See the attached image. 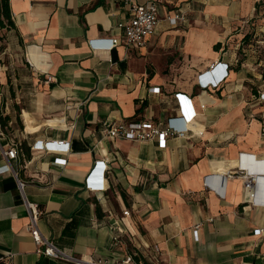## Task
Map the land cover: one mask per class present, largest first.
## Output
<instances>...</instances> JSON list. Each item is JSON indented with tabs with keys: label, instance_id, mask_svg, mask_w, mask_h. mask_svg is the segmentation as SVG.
<instances>
[{
	"label": "crops",
	"instance_id": "crops-1",
	"mask_svg": "<svg viewBox=\"0 0 264 264\" xmlns=\"http://www.w3.org/2000/svg\"><path fill=\"white\" fill-rule=\"evenodd\" d=\"M183 2L165 4L145 47L107 49L91 40L118 35L123 0H10L16 28H0V166L3 150L16 146L18 156L17 175L0 174V264H69L38 251L27 201L39 207L42 233L76 256L264 264V82L235 34L203 19L189 27ZM236 4L218 0L209 13L229 19ZM165 14L182 18L171 24ZM164 48L181 61L161 60ZM217 61L229 64L227 78L202 89L199 75ZM185 113L192 130L165 146L102 131L109 120ZM54 140L69 150L33 147ZM242 154L256 180L238 173Z\"/></svg>",
	"mask_w": 264,
	"mask_h": 264
},
{
	"label": "built area",
	"instance_id": "built-area-1",
	"mask_svg": "<svg viewBox=\"0 0 264 264\" xmlns=\"http://www.w3.org/2000/svg\"><path fill=\"white\" fill-rule=\"evenodd\" d=\"M125 5L129 7V16L117 23L118 35L113 38H99L91 40V45L95 48L112 49L114 46L123 42L126 48H143L146 46L148 39L157 33L159 24L163 18V9L167 2L171 0H123ZM171 24H176L181 15L175 16L164 15ZM229 64L224 62H214L208 71L199 75V84L202 89L218 86L228 76ZM221 74L216 79L214 73ZM152 92L160 94V87H153ZM264 99V93L260 95ZM185 116H172L166 121H155L152 118L138 119L130 121H107L104 124L103 132L107 137L112 139L124 137L133 141H152L157 140L161 146H165L171 136L184 137L192 130L193 118L190 114L185 113ZM69 142L65 140H54L47 142H37L33 147L46 148L59 152L69 150ZM66 148V149H65ZM6 158V163L0 166V174L13 171L17 172L11 165V160L17 158L18 148L12 146L7 150H3ZM247 159L246 154L240 157V166L238 173L242 174L248 180H256L258 176H253L246 172L244 161ZM100 170L107 168V162L98 161ZM247 166V165H246ZM207 181L209 179L207 178ZM24 182L19 181V187L23 189ZM257 202V201H255ZM29 209L28 229L38 246V251L51 258L59 259L69 264H134L133 254H127L124 258H104L93 256H76L64 249L60 248L52 239L45 236L39 227L40 210L37 204L27 201ZM124 215H129V210H124ZM199 225H196L194 234L196 239H199ZM258 233L261 229L256 230ZM115 235V239H117Z\"/></svg>",
	"mask_w": 264,
	"mask_h": 264
},
{
	"label": "rangeland",
	"instance_id": "rangeland-1",
	"mask_svg": "<svg viewBox=\"0 0 264 264\" xmlns=\"http://www.w3.org/2000/svg\"><path fill=\"white\" fill-rule=\"evenodd\" d=\"M217 1L184 0L182 6L186 7L187 3L190 4L185 16L186 23L189 27L192 25L197 26L202 24L198 20L203 19L204 23L202 25H205L207 29H223V35L228 31L235 34L233 38L240 41L241 47H244L252 60L256 61L257 79L264 82V0H230L237 2V4L231 11H234L233 14L230 17L227 16L229 19L209 13V11L214 12L216 10ZM257 3L258 6L256 7ZM245 36L248 39L243 40ZM167 48H164L161 52V60L164 59L168 63L176 59L181 61L178 54L170 55ZM239 57H245L244 52H241Z\"/></svg>",
	"mask_w": 264,
	"mask_h": 264
},
{
	"label": "trees",
	"instance_id": "trees-1",
	"mask_svg": "<svg viewBox=\"0 0 264 264\" xmlns=\"http://www.w3.org/2000/svg\"><path fill=\"white\" fill-rule=\"evenodd\" d=\"M258 6V3L256 4V7ZM16 28L15 21L13 19L12 11H11V3L10 0H0V28ZM243 38V40H246L248 38ZM220 44L215 45L216 48H219ZM7 119H9L8 116H6ZM2 119V118H1ZM2 122V121H1ZM144 264H149L146 261Z\"/></svg>",
	"mask_w": 264,
	"mask_h": 264
}]
</instances>
